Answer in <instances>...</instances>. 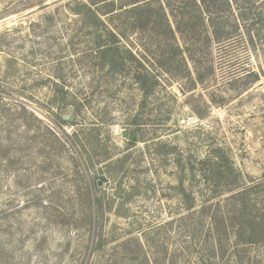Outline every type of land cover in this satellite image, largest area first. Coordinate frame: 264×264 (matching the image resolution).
I'll return each instance as SVG.
<instances>
[{
  "label": "rangeland",
  "instance_id": "rangeland-1",
  "mask_svg": "<svg viewBox=\"0 0 264 264\" xmlns=\"http://www.w3.org/2000/svg\"><path fill=\"white\" fill-rule=\"evenodd\" d=\"M229 2L223 41L189 50L213 68L192 86L88 0H0V264H232L198 209L230 194L214 148L236 184L264 175V0Z\"/></svg>",
  "mask_w": 264,
  "mask_h": 264
},
{
  "label": "trees",
  "instance_id": "trees-1",
  "mask_svg": "<svg viewBox=\"0 0 264 264\" xmlns=\"http://www.w3.org/2000/svg\"><path fill=\"white\" fill-rule=\"evenodd\" d=\"M226 3L230 7L229 0ZM83 9L109 14L110 22L122 37L126 33L143 35L146 39L143 45L148 44L154 49L153 65L163 73L173 78L186 76L192 86L204 84L212 77V65L202 64L189 50L202 35V45L208 47L223 41L213 24L212 14L218 11L216 0H88ZM185 53L192 68L186 63ZM151 77L156 82L153 74ZM134 123L137 124V120ZM210 153L208 162L212 164V176L223 179L231 188L226 198L200 206L198 217L207 218V227L197 236L207 248L208 256L212 257V263L224 260L232 264H261L259 258L264 255V175L249 183L236 184L239 175L232 170L231 164L228 165L229 157L219 147ZM191 207L192 204L186 205L187 209ZM177 263L171 260L168 264Z\"/></svg>",
  "mask_w": 264,
  "mask_h": 264
},
{
  "label": "water",
  "instance_id": "water-1",
  "mask_svg": "<svg viewBox=\"0 0 264 264\" xmlns=\"http://www.w3.org/2000/svg\"><path fill=\"white\" fill-rule=\"evenodd\" d=\"M71 110H72V107H68V111L71 112ZM62 118L68 120L69 119V114L68 115H63ZM122 136L123 137H129L130 139H135L136 138L134 135H132L128 131L122 132ZM102 185H103V182L100 179H97L96 180V186L100 188Z\"/></svg>",
  "mask_w": 264,
  "mask_h": 264
},
{
  "label": "built area",
  "instance_id": "built-area-1",
  "mask_svg": "<svg viewBox=\"0 0 264 264\" xmlns=\"http://www.w3.org/2000/svg\"><path fill=\"white\" fill-rule=\"evenodd\" d=\"M181 124H190L191 126H196L197 125V120L194 116L192 115H186L180 120Z\"/></svg>",
  "mask_w": 264,
  "mask_h": 264
},
{
  "label": "flooded vegetation",
  "instance_id": "flooded-vegetation-1",
  "mask_svg": "<svg viewBox=\"0 0 264 264\" xmlns=\"http://www.w3.org/2000/svg\"><path fill=\"white\" fill-rule=\"evenodd\" d=\"M129 132V131H128ZM130 133V132H129Z\"/></svg>",
  "mask_w": 264,
  "mask_h": 264
}]
</instances>
